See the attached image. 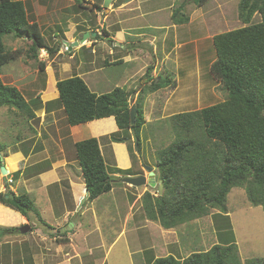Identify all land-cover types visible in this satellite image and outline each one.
I'll list each match as a JSON object with an SVG mask.
<instances>
[{
    "label": "trees",
    "instance_id": "16d2710c",
    "mask_svg": "<svg viewBox=\"0 0 264 264\" xmlns=\"http://www.w3.org/2000/svg\"><path fill=\"white\" fill-rule=\"evenodd\" d=\"M204 2L197 0L195 4L201 6ZM93 8L101 9L99 5ZM181 8L172 15L175 25L189 21L175 19ZM237 10L244 26L212 37L216 59L209 70L226 92L225 100L167 118L173 138L155 152L163 192L154 196L145 191L140 197L146 219L165 230L205 217L211 210L227 217L226 197L234 188L243 189L248 203L261 207L264 214V0H239ZM256 15L260 21L252 23ZM8 35L29 40V52L34 59L39 49L52 54V49L45 47L38 23L29 20L24 2L0 0V73L4 65L20 56L19 51L5 50L3 38ZM38 66L40 71L44 70L42 62ZM152 69L147 66L143 79L150 82L148 91L153 93L162 87L159 80L155 83L152 79ZM166 81L174 87L175 82L172 84L169 78ZM56 89L59 97L49 104L63 108L67 124L76 126L113 117L119 133H131L140 150L145 117L138 102L140 97L146 99L142 90L134 103L136 117L131 124L130 94L124 89L96 95L78 76L57 81ZM1 107L28 112L20 91L0 79ZM119 133L111 136L113 142L125 141L114 137ZM74 150L88 201L108 193L114 180H120L109 176L96 138L75 143ZM0 203L23 216L29 212L37 215L25 193L9 198L1 195ZM223 237L219 232L218 241L208 250L193 252L185 259L169 254L153 259L151 264H242L234 240L228 237L224 241ZM244 264H264V257L247 259Z\"/></svg>",
    "mask_w": 264,
    "mask_h": 264
},
{
    "label": "rangeland",
    "instance_id": "374dc122",
    "mask_svg": "<svg viewBox=\"0 0 264 264\" xmlns=\"http://www.w3.org/2000/svg\"><path fill=\"white\" fill-rule=\"evenodd\" d=\"M19 1L24 2L29 20L38 23L45 47L52 49L53 53L50 54L44 49H39L36 59H34L29 52L31 47L29 40L14 39L13 35L3 38L5 50L19 51L20 56L2 67L1 81L5 85L15 86L24 94H28L33 88L36 89L38 80L40 82L44 80L45 73L40 71L39 62L56 67L58 63L66 60L70 52L63 44L64 32L67 31L70 35L74 27L79 32L86 30L88 25L91 28L106 25V30L111 36L116 33L126 39L127 33L130 35L139 34V29L145 26L146 21L156 20V29H147L145 35L148 38L144 37L145 40H150L146 42L151 45H154L153 41H155L153 53L152 46L138 44L142 42L143 38H130L128 41L133 43L128 47L131 57L130 63L120 66V63L111 64L108 61L111 66L105 67L100 62L103 55L99 50L96 55L98 56L96 63L102 70L96 75L89 73L86 77L89 80L90 78L97 79L95 86L94 83L87 81L91 88L100 93L104 94L113 91L115 88H121L128 92L129 98H131L134 91L141 89L143 80H146L140 76L141 73H145L147 66L153 65L154 61L156 62L155 83L159 80L162 88L152 93L148 91L150 89L149 84H145L141 90L149 100L147 98L148 101H146L143 97L138 96L140 97L138 103L143 108L145 117V124L140 131V150L137 148V142L133 135L122 131L114 137L117 139L124 138V142H116L118 145L122 143L123 146L109 149L103 145L102 152L106 161V170L110 175L114 174L112 176L114 178L122 179L129 174H143L140 167L143 170L145 167H153L157 173L155 152L157 149L168 145L173 138L167 118L174 114L195 111L225 100L226 92L221 84L212 78L209 70L212 62L216 59L212 37L244 26L238 19L237 6L239 0H205L201 6L195 4L197 0H109L108 10L112 8L111 2H113L114 7L123 5L128 6L127 9L134 10L129 13L126 10L116 11L114 9L108 14L104 13V9H106L103 7L104 0ZM89 2H97L102 7L95 12ZM139 2H144L141 8L151 11V14L156 9V14L144 17L142 11V16L139 17L140 12L136 9L137 6H140ZM179 7L182 8L175 19L187 18L189 21L180 24L185 26L178 29L168 25L173 23L172 15L176 10L178 11ZM104 15H107L106 22H102ZM121 19H129L127 27L116 26V21ZM259 21L260 18L256 15L252 23ZM74 24L77 26H73ZM158 27L165 28L158 29ZM124 28L128 29L125 34ZM150 35L154 36L153 41L151 40L152 36L149 37ZM98 40L101 42H98L100 45L96 47V50L101 47L102 52L105 51L103 53L106 54L110 47L109 41L100 37ZM85 47L86 45L83 44L78 47V50L76 47L73 48L76 52V58L71 62V69L74 72H77L76 64L77 62L81 63V59L84 60V68L88 70L92 68L89 66L90 57L94 56H90V49ZM57 49L63 50V53L56 56ZM126 71L128 77L122 78V74ZM68 76L69 73H65L59 77ZM167 78L172 80V84L175 82L174 87L168 84ZM14 110L27 114L25 111ZM2 112H4V117H9L7 112ZM157 177L159 178L158 173ZM123 186L126 185L123 184ZM127 186L126 188H131L129 185ZM108 199L110 200V198ZM100 204H102L101 209L104 206L110 207V205L100 201L98 208ZM111 207L113 208L114 204ZM226 207L227 217H223L216 210H211L209 215L173 228L167 234L165 233L166 230L156 225L155 222L148 221L143 224L144 227H141V224L135 226L139 227L138 229H134L131 224L128 228L125 227L127 230L123 231L112 253L105 256L104 252H106L108 245L121 231V219L118 215H113L115 216L113 218L115 230H102L109 242L105 243V248L98 250L100 252L98 257L105 256L103 264H151L154 258L164 257L165 253L171 252L175 258L182 260L193 252L208 250L218 241L216 235L219 232H221V237L224 236L222 240L225 241L228 237L234 240L242 264L247 259L264 257V214L262 208L251 206L241 188H234L229 192L226 197ZM139 212H142L139 218H146L142 206ZM100 214L105 213L100 212ZM106 216L108 217L109 214ZM162 232L167 235L165 236L167 240H169L168 235L173 239V241L170 240L173 245L168 246L167 249H163L162 246L158 248L159 245H157L162 243L160 236ZM139 247L143 249L144 253L137 255L138 252L135 254L134 251L139 250ZM77 249L79 251V246ZM174 249L176 253L172 252ZM130 252L134 255L132 256ZM84 264H90V261L86 262L85 260Z\"/></svg>",
    "mask_w": 264,
    "mask_h": 264
},
{
    "label": "crops",
    "instance_id": "0c3cea01",
    "mask_svg": "<svg viewBox=\"0 0 264 264\" xmlns=\"http://www.w3.org/2000/svg\"><path fill=\"white\" fill-rule=\"evenodd\" d=\"M89 3L92 7L93 5L102 7L97 2ZM111 3L112 8L109 10L104 9L105 14L114 9L116 11L126 10L129 13L134 10L127 9L128 6L123 5L114 7L113 2ZM143 3L139 2L140 6L136 8L140 12L139 17L142 16V11L144 17L156 14V9L151 14V11L141 8ZM94 10L96 12V9ZM96 17L98 18L97 14ZM103 21H107V15L102 16ZM128 21L129 19H121L116 21L115 24L116 26L127 27ZM73 26H77V24ZM168 26L179 29L185 25H174L171 23ZM164 28L158 27V29ZM147 29H156V20L146 21L145 26L139 29V34L130 35L127 33L128 29L124 28V34L126 32L128 35L126 39L116 33L111 36L106 30V25L97 26V28H91L88 25L86 30L79 32L74 27L70 35L69 32H64V41L68 43L78 41L85 32L95 33L94 37H90L91 39L88 38L84 42L85 48L90 49V56H94L90 57L89 66L92 68L90 70L84 68V60L81 59V63L77 62L76 64L77 72L72 71L71 62L76 58V52L72 48L71 51H68L70 53L67 55L66 60L58 63L56 67L51 64H44L45 77L42 82L38 80L36 89H31L28 94L20 91L27 105V114L19 113L13 108H0V168L4 167L6 174H9V177L13 180L11 184H8L6 178L0 176V196L3 195L5 198H9L12 195L17 196L25 193L29 196L37 211V215L29 212L26 216H23L0 203V228L17 229L15 232H3L0 230V264H84L85 260L86 262L90 261V264L95 262L103 264L105 256L112 253L123 231H126L129 225L132 224L134 229H138L139 227L135 226L141 224V227H144L143 224L149 221L146 218H139V215H142V212H139L142 206L140 197L145 191H149L152 194L153 191L148 187H131L128 189L126 184L117 179L114 180V185L108 193L98 196L93 201H88V195L81 205V202L86 198L85 192L87 189L75 157V143L89 138H96L106 166L102 152L103 145L109 149L123 146L122 143L118 145V143L112 142L113 140L111 139V136L119 133V130L113 117L70 126L66 122L63 108L57 104H49L59 97L56 89L57 81L72 76H78L83 79L94 94H103L91 88L87 81L89 79H86L89 73L96 75L102 70L96 63L98 60L97 51L100 50L101 55H103L100 62L105 67H110L113 63H120V66L128 64L131 62L128 47L133 45L132 41H128L130 38H143L142 42L138 44L152 46V53L155 51L154 36H149H152L151 40L154 45L146 42L150 40H145L144 38L147 36L145 35ZM99 37L109 41L110 47L106 54L103 53L105 51L102 52L101 47L96 50V47L100 45L98 42H101L98 40ZM78 47H76L77 50ZM62 51L57 49L56 56L61 55ZM108 61L111 64H108ZM151 66L153 68L151 77L156 80V62L154 61ZM65 73H69V76L65 78L59 77ZM140 76L143 77L144 73L142 72ZM123 77H128L127 71L122 74ZM89 81L94 83L95 86L97 79L90 78ZM145 82L146 80H143L141 89L145 84H150V82ZM16 89L18 90V88ZM141 89L134 91L132 95L134 96L133 104L137 100L136 98ZM147 98L145 99L146 101L149 100ZM2 111L7 112L9 117H4V112ZM151 168L154 173V179L159 181L158 172L156 173L154 168ZM140 169L145 174L143 168L140 167ZM0 174H2L1 169ZM143 174L141 173L140 175ZM113 175L109 174V176ZM134 176L139 175H128L127 177ZM123 184L126 186H123ZM100 201L105 202L110 207L104 206L101 209L102 204H100L98 208ZM113 204L114 207L112 208ZM100 212L105 214H100ZM106 214H109L110 217H107ZM113 215H118L121 219V231L108 245L106 252H104L105 256L99 258L100 252L98 250L105 248V243L109 242L102 230H115L113 226L115 223L113 218L115 216ZM25 225L30 228L24 234L19 229ZM156 225L159 224L156 223ZM171 230L173 228L167 229L165 233H170ZM165 233H160L162 243L157 244L159 245L158 248L162 246L163 249H167L168 246L173 245L170 243V240L173 241V239L168 235L169 240H167ZM78 246L80 248L79 251L77 249ZM134 252L135 254L138 252L137 255L144 253L141 247ZM172 252L176 253L175 249ZM169 254L172 255L171 252H167L165 256ZM58 260L60 261L58 262Z\"/></svg>",
    "mask_w": 264,
    "mask_h": 264
},
{
    "label": "water",
    "instance_id": "95a60500",
    "mask_svg": "<svg viewBox=\"0 0 264 264\" xmlns=\"http://www.w3.org/2000/svg\"><path fill=\"white\" fill-rule=\"evenodd\" d=\"M108 4H109V0H104L103 7L106 8V10H107ZM94 36H95V33L90 34L88 32H85L84 34H82V36L80 37V39L78 41L73 42V43H68V42L64 41L63 44L68 51H71L72 48L83 45L84 42L88 38L94 37ZM133 99H134V96H131V98L129 100L131 124H134L135 117H136V106H135V104H133ZM0 169H1V173L3 175H5L6 170L4 169V167H1ZM144 171L146 172L144 175H139L137 177H125V178L120 179V181L126 185H129L130 187H133V188L148 187L149 189L155 191L157 193V195H161L163 192V182L161 180L156 181L154 179V173L152 171V168L145 167ZM88 195H89L88 191L86 190V192H85L86 198H84V200L81 202V205L83 204L85 199H87ZM29 228H30L29 226L25 225V226L21 227L19 229V231L21 233L25 234L29 231Z\"/></svg>",
    "mask_w": 264,
    "mask_h": 264
},
{
    "label": "built area",
    "instance_id": "2783aa9c",
    "mask_svg": "<svg viewBox=\"0 0 264 264\" xmlns=\"http://www.w3.org/2000/svg\"><path fill=\"white\" fill-rule=\"evenodd\" d=\"M0 176L2 177V178H6V182L8 183V184H11L12 183V178H10L9 177V174L7 175H2V174H0Z\"/></svg>",
    "mask_w": 264,
    "mask_h": 264
},
{
    "label": "clouds",
    "instance_id": "9594fccd",
    "mask_svg": "<svg viewBox=\"0 0 264 264\" xmlns=\"http://www.w3.org/2000/svg\"><path fill=\"white\" fill-rule=\"evenodd\" d=\"M44 51H45V50H44ZM152 191H153V190H152ZM153 192H154L153 194L155 195L156 192H155V191H153Z\"/></svg>",
    "mask_w": 264,
    "mask_h": 264
},
{
    "label": "flooded vegetation",
    "instance_id": "af4514ba",
    "mask_svg": "<svg viewBox=\"0 0 264 264\" xmlns=\"http://www.w3.org/2000/svg\"><path fill=\"white\" fill-rule=\"evenodd\" d=\"M132 1V0H131Z\"/></svg>",
    "mask_w": 264,
    "mask_h": 264
}]
</instances>
